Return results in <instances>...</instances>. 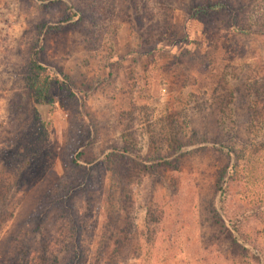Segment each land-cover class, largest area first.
<instances>
[{
    "label": "rangeland",
    "instance_id": "1",
    "mask_svg": "<svg viewBox=\"0 0 264 264\" xmlns=\"http://www.w3.org/2000/svg\"><path fill=\"white\" fill-rule=\"evenodd\" d=\"M242 1L237 35L194 0H0V264H95L108 236V264H264V115L232 154L199 135L229 124L232 79L264 88V0Z\"/></svg>",
    "mask_w": 264,
    "mask_h": 264
},
{
    "label": "trees",
    "instance_id": "2",
    "mask_svg": "<svg viewBox=\"0 0 264 264\" xmlns=\"http://www.w3.org/2000/svg\"><path fill=\"white\" fill-rule=\"evenodd\" d=\"M194 17L197 19L198 22L202 23L205 26H212L217 21H221V23H224L226 26V31L233 32V34L237 35H243V34H250V30H246L245 24L243 22V17L245 18L244 11L247 9V3L243 2L242 0H194ZM82 13V12H81ZM245 20V19H244ZM240 21V23H239ZM252 33V32H251ZM155 37L154 35H151V37ZM156 38V37H155ZM152 39V38H151ZM159 39V38H158ZM157 38L156 40L159 41ZM156 47H151L149 51L153 53L156 51ZM233 82L236 84L234 88L232 89V92L230 94V97L232 98V103L235 105L234 110L230 113L228 117L229 124H226L225 129L221 130V132L216 131L211 134L212 129L210 124H214L217 122H213L211 120V123L204 124V126L201 127V132H199V135L208 137V136H214L219 142L222 140L224 143L228 142L227 144H231L229 148L226 147V149L229 150V153H235V143L234 141H240V133L244 132L245 128L242 126H246V121H252L254 117H256L258 114L262 117L264 114H260L257 112H252L247 110V108L243 109L245 103H248V100L250 98L256 97V94L258 95L256 90H264L258 89V83L256 79V75L254 79H249L250 84L248 83V79L245 80L241 78L240 76H237L236 78L232 79ZM23 82L25 84L26 90L32 95L31 97L34 99L37 103H50L53 100V87H54V79L50 76L48 70L46 67L42 66L40 63L37 62L35 59H30L27 62L26 68L24 70L23 74ZM247 84V91L248 94L244 95L241 92L240 84L245 83ZM255 93V94H254ZM251 116V117H250ZM204 119L208 120V116L204 115ZM35 126L37 127L39 119L36 120ZM209 121V120H208ZM244 121V122H243ZM209 126V127H208ZM222 127V128H223ZM36 129V128H35ZM210 131V133H209ZM195 133H198L197 130H194ZM222 132H224L222 134ZM35 135V134H34ZM221 143V142H220ZM165 161H167L168 154L164 156L163 158ZM149 161V160H148ZM170 163H164L163 166L165 167V170H169ZM128 169L127 167H125ZM24 176L22 173L21 176ZM4 203L3 199L1 201ZM11 217V216H10ZM2 219V218H1ZM111 237L108 236L105 238V241L103 240V245H101L100 251L97 257V262L95 264H108L106 262H103L105 259V255L107 254V250H109ZM105 250V252H104Z\"/></svg>",
    "mask_w": 264,
    "mask_h": 264
},
{
    "label": "water",
    "instance_id": "3",
    "mask_svg": "<svg viewBox=\"0 0 264 264\" xmlns=\"http://www.w3.org/2000/svg\"><path fill=\"white\" fill-rule=\"evenodd\" d=\"M42 108H43V110H45L46 109V106H42Z\"/></svg>",
    "mask_w": 264,
    "mask_h": 264
}]
</instances>
